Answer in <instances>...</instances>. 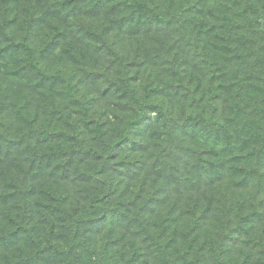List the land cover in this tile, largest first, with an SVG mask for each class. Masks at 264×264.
Masks as SVG:
<instances>
[{"label":"trees","instance_id":"16d2710c","mask_svg":"<svg viewBox=\"0 0 264 264\" xmlns=\"http://www.w3.org/2000/svg\"><path fill=\"white\" fill-rule=\"evenodd\" d=\"M114 1L89 14L82 0H26L29 16L0 28L15 66L61 85L0 86V264H264V0ZM48 8L59 16L41 37ZM110 81L123 85L102 131ZM42 108H72L67 126L36 124ZM128 149L161 156L158 174L193 152L195 179L135 193Z\"/></svg>","mask_w":264,"mask_h":264},{"label":"rangeland","instance_id":"374dc122","mask_svg":"<svg viewBox=\"0 0 264 264\" xmlns=\"http://www.w3.org/2000/svg\"><path fill=\"white\" fill-rule=\"evenodd\" d=\"M121 1L122 0H115L114 3H118ZM82 2L88 3L86 5L85 9L86 10L90 9L89 14H91V8H93L92 6L95 5L96 2L98 4V9L105 10L106 12L109 11V8H107L108 7V0H82ZM25 3H26V0H0V28H3L5 31H8V27L10 26L8 24L12 21H16L19 15L20 16L22 15L24 17L25 16L28 17L29 12L27 10L25 11L26 7H28V3H26V4ZM24 11H25V13H24ZM103 15H105L104 11H102V13H101V16H103ZM57 16H59V13H57L55 10H51L48 8L47 14L45 15L43 13V18H41L40 22H39L41 30L38 29L39 30V33H38V30L33 28L32 32L35 33L36 35H41V34L44 35L47 31L49 33H51L52 29L55 27V23L54 22L51 23L49 18L50 17H57ZM98 18H100V17H98ZM103 18L104 17H102L101 19H103ZM105 18H106V15H105ZM5 27H7V28H5ZM70 29H72V28H70ZM24 34L25 33L22 32V35H24ZM42 35H41V37H42ZM75 36L82 37L81 40H83V41L80 40L81 42L85 41L84 36L76 35V34L71 35V37H75ZM41 37L37 38V40H35V43H34L37 47V52L39 50L42 51V49H43L42 48L43 42L41 40ZM0 38H5V36L1 33V30H0ZM9 45H10V43L6 39L0 40V86H2L3 88H5L6 85H8V87L13 86V88H11V90H9V92L11 91L12 93H14L15 89L16 90L21 89L22 92L18 93L21 95L25 91H32V90L38 91L39 89L37 86L41 85L42 83L44 85H47V86H55V89H59L61 87L59 81L55 80V79H49L48 78L45 81L41 82L35 75H33L27 71V69L25 68V64L15 66L16 60L14 58L23 57V55L22 54L14 55L13 53L10 55L9 54V47H10ZM100 55L105 56V57H107V56L109 57V54H107L105 51H100ZM62 56L65 60L66 59L65 56L64 55H62ZM46 58H47V56L45 57V61L43 60L45 65L50 66V69L55 74H57L58 72H57V70H55L56 67H54V65L57 64L58 59H57V61H54L53 59H51V61L47 62ZM105 60L106 59H101L100 62L104 63ZM106 67H107V63H104V68H103L104 71H102V72H104L105 76H108L109 72H108V68L106 69ZM14 71H15V73H14ZM112 82L110 81V82L104 84L107 86L109 85L108 89H110V88L113 89L112 92L104 93L105 97L101 96V98H105L109 102V105L107 106V108L106 109L100 108V102L101 101L98 102L96 105L97 106L96 109H97L98 114L95 115V119H96V121H103V125H101L102 131H107V128L111 127L112 125H114L116 123L115 115L111 111L115 107L113 106V104L108 99L115 100L116 97H119L121 95L120 90H116L113 87V85L121 86V85H123V83L122 82L117 83L114 81H112ZM110 84H112V85H110ZM2 93H3V91H2ZM61 95L62 94H59L56 96L57 100H58V97H60ZM19 109L20 108L17 106L12 109L13 116L16 119H18ZM75 109H78L79 111H81L80 107H78V106H76ZM100 109L103 112H102V114L99 115ZM39 112L40 113L36 117V119H34V122L36 124L43 122V124L45 125V124H47V121L51 120V123L53 122V124L50 126V132H53V131H58L61 128H64L67 126V124H65V118L63 117L64 116L63 113H72V108L66 109L62 113V115L59 114L58 111H56V110L53 111V110L48 109V108L47 109L42 108L41 110H39ZM74 115L77 116L78 114L74 113ZM154 115L155 114L153 113L152 116H154ZM60 116H62V118H60ZM32 117H34V116H32ZM77 119L79 122L83 121L82 120L83 117L81 115L78 116ZM20 120H22V118H19L15 122V127L20 126L19 128L21 129V127H24V121L20 122ZM153 123H155L157 125L153 128V130H155V132H156V129L158 131H161V134H159V135L157 134L159 141L161 143L164 142L163 141L164 140V132L163 131H166V129H167V124H166L165 120L164 119L159 120V121L154 120ZM55 124H57V126H55ZM93 125L88 127L86 125L85 121H83L81 123V125H79V124L76 125L77 127L81 126L80 129L84 130V132H85L84 141H86V140L92 141V136L97 135V133H94V131H93L96 129V128L94 129ZM198 139L199 138H197L195 140L197 145H198V142H197ZM184 144L191 145L193 147V149H196V144H190L189 141L184 142ZM129 151L130 152L127 154L129 156V161L140 160V164L142 165V167H138V164H132L130 167L132 169V171H131L132 177H130L131 182H132V184L139 186L137 191L133 190L135 193L136 192L140 193L141 192L139 190L140 188L145 190V192L150 191V189L152 188L153 185H155L156 188L159 186L163 187L165 185L164 181H167V180H170V181L172 180V186L174 188H176L179 185V182L183 183V181L188 180L190 178L195 179V176L197 174L196 170L194 169L196 164L194 162L195 153H193V152H189L188 158L183 160L184 166H182L180 168V171L178 173L175 172V174L178 175V178L175 179L174 178L175 177L174 171L164 169L163 173L158 174L159 173L158 171H155L153 169V167L149 166L148 163H153L151 161L153 158H157V162L159 164H163L162 163L163 158L161 156L155 155V157H154V156L150 155L148 152H146L144 159H143L139 155L138 152H135L133 150H129ZM168 157L171 159L173 157V155L169 154ZM119 169L125 172L126 167H124V166L119 167ZM167 183L169 184V181H167ZM174 183L177 184L176 187L174 186ZM114 215H115V213H114ZM118 216L119 215H115L114 217H111V219L117 220ZM100 222H101V220H97L94 222V225H98ZM88 228L91 229L92 227L88 226ZM105 228L109 229V226L107 225V226H105Z\"/></svg>","mask_w":264,"mask_h":264}]
</instances>
